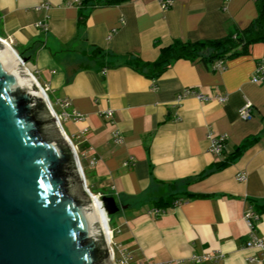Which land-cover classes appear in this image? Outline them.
<instances>
[{"label": "crops", "instance_id": "1", "mask_svg": "<svg viewBox=\"0 0 264 264\" xmlns=\"http://www.w3.org/2000/svg\"><path fill=\"white\" fill-rule=\"evenodd\" d=\"M258 16L257 0H174L168 9L160 0H0V38L24 54L62 110L59 101L67 99V111L84 116L70 119L71 135L92 187L122 207L116 243L138 260L264 264V250L247 244L244 218L249 209L258 215L253 223L264 241V83L252 81L264 41L223 59L224 69L214 67L220 58H181L151 78L133 64L156 61L175 41L223 39ZM185 89L210 98L179 101ZM247 100L252 117L242 119ZM221 134L226 148L216 154L211 137ZM253 137L239 158L215 169ZM172 197L174 204H157Z\"/></svg>", "mask_w": 264, "mask_h": 264}, {"label": "water", "instance_id": "2", "mask_svg": "<svg viewBox=\"0 0 264 264\" xmlns=\"http://www.w3.org/2000/svg\"><path fill=\"white\" fill-rule=\"evenodd\" d=\"M26 62L0 38V264H109L77 149ZM101 202L109 220L122 209Z\"/></svg>", "mask_w": 264, "mask_h": 264}, {"label": "trees", "instance_id": "3", "mask_svg": "<svg viewBox=\"0 0 264 264\" xmlns=\"http://www.w3.org/2000/svg\"><path fill=\"white\" fill-rule=\"evenodd\" d=\"M129 0H96L97 4H119ZM259 6V16L251 23V25L243 31L232 33L223 39L217 40H200V41H175L168 47L161 50L160 56L154 62L144 63L141 60L134 61L133 64L148 77L158 78L165 70H167L174 61L185 58L195 59L198 57L214 60L217 58L226 59L234 55L244 53L248 46L254 42L264 41V0H257ZM21 56L24 54L20 53ZM257 137L245 140L239 147L231 152L224 160L218 161L215 164V169L219 170L226 167L230 163L239 158L250 146L254 144ZM83 162V159H81ZM85 170L86 177L88 174ZM94 193H97L95 188L90 187ZM173 197L165 201L157 203L160 206L166 207L174 204ZM108 253L106 252V257Z\"/></svg>", "mask_w": 264, "mask_h": 264}, {"label": "built area", "instance_id": "4", "mask_svg": "<svg viewBox=\"0 0 264 264\" xmlns=\"http://www.w3.org/2000/svg\"><path fill=\"white\" fill-rule=\"evenodd\" d=\"M160 3L164 9H168L173 5L174 0H160ZM214 67L219 68V69H224V67H225L224 60L219 59L215 63ZM252 81L255 83H264V58H262L260 60L258 66H257V69L255 71V74L252 77ZM190 95H194L197 98L202 99V100H209V98H210V97H208V96H206V95H204V94H202V93H200L194 89H185L184 92L178 96V100L180 101L184 97H187ZM215 97H216V99H218L219 101H222V102L227 99L226 95H216ZM59 104L63 108L62 116L65 120L73 119L75 121H80L84 118V116L77 111H73V112L67 111V108L69 107V104H70L67 99L60 100ZM252 106H253L252 102L247 100L245 102V104L242 107H240L239 114H240L242 119H249L252 117V113H251ZM111 114H112L111 110H108L107 112H105L106 116H110ZM114 138H115L116 142H121L123 140V137H122L121 132L119 130H116L114 132ZM226 141H227V135L226 134H221L217 137H211L212 151L216 154H221L226 148ZM80 161H81V159H80ZM95 162H96V159L93 158L91 160V164L94 165ZM125 164H128V162H126ZM237 178L239 180L243 181V180L247 179V176L245 173H239L237 175ZM176 203H178V202H176ZM150 212L154 213V214H159L161 212H164V209L153 208ZM244 218L247 221V223L249 224L250 231H251L250 232L251 239L247 243L248 246L258 247V248L264 250V241L259 239L258 236L256 235V225L253 223V219L254 218L258 219V215L252 209H249L245 212ZM112 232H113V229H112ZM113 235H112L111 243L114 242L113 241ZM114 244L116 245L118 252H119V257H118L115 264H155L152 262H143L141 260H138L135 258V256L131 252H128L127 250L122 249L118 245V243L114 242ZM111 251H112L113 258H115V252L113 250L112 245H111ZM206 257L207 256L204 255V256H198L196 258L198 261H200V260L205 259Z\"/></svg>", "mask_w": 264, "mask_h": 264}, {"label": "rangeland", "instance_id": "5", "mask_svg": "<svg viewBox=\"0 0 264 264\" xmlns=\"http://www.w3.org/2000/svg\"><path fill=\"white\" fill-rule=\"evenodd\" d=\"M23 57V56H22ZM26 66L30 69V71L35 75V77L38 79V81H39V83L41 84V86L44 88V89H46V92H47V94L49 95V99H50V101H51V103H52V105H53V108H54V110H55V113H56V115H57V117L58 118H60V121H61V123H62V126H63V128H64V130L66 131V133L69 135V137L71 138V140H72V142H73V144L75 145V147H76V149H77V152H78V155H79V158L80 159H84V157H83V151H82V149H81V147H80V143L78 142V140L76 139V138H74L72 135H71V133H72V130H73V126H74V124H73V122L70 120V119H68V120H65L64 118H63V116H62V109L60 108V106L55 102V98H53V96L50 94V91L47 89V87L44 85V83H42L40 80H39V78L37 77V75L34 73V71H32L33 70V66H32V64L31 63H29V64H27V62H26ZM81 164H82V166H83V169H86V172H87V174H88V176H89V167H88V165L85 163V161L83 160V162H82V160H81ZM84 172H85V170H84ZM86 175V174H85ZM86 179H87V177H86ZM92 185L90 184V181H89V179H87V188L93 193V194H95L96 196H99L98 198L101 200V192H97V193H94L92 190H91V187ZM78 189H79V191L81 192V194L83 195V196H88L87 195V193H86V191H85V189H84V187L82 186V184H79V186H78ZM96 191H97V189H96ZM118 219H119V213L118 214H116L114 217H113V221L112 222H109V225H110V228L112 227L115 231H114V235H113V241L114 242H117L118 241V239H119V233L118 232H116V230H117V227H116V223H118L117 221H118ZM112 240V239H111ZM114 242L113 243H111V245H112V247H113V250H114V252H115V258H113L111 261H109V264H115L116 263V261H117V259H118V257H119V252H118V249H117V247H116V245L114 244Z\"/></svg>", "mask_w": 264, "mask_h": 264}, {"label": "bare ground", "instance_id": "6", "mask_svg": "<svg viewBox=\"0 0 264 264\" xmlns=\"http://www.w3.org/2000/svg\"><path fill=\"white\" fill-rule=\"evenodd\" d=\"M1 40L7 45V47L10 49V51L16 53V50L11 46L10 43H8L5 39H2V38H1ZM28 73H30V76L33 77L35 83L38 84V85H40V83H39L38 79L35 77V75H34L31 71L28 72ZM40 87H42V86L40 85ZM44 95H45V94H44ZM46 95H47V94H46ZM46 95H45V96H46ZM47 96H48V95H47ZM47 96H46V97H47ZM47 99H48V101H49V103H50V106H51L52 112H53L54 115H55V110H54L53 105H52V103H51V101H50V99H49V96L47 97ZM56 116H57V115H56ZM59 120H60V119H59ZM60 122H61V121H60ZM60 125L62 126V123H60ZM66 135H67V133H66ZM68 138H69V137H68ZM69 139H70V138H69ZM70 140H71V139H70ZM92 194H93V193H92ZM91 197H92V203L94 204V206H95V208H96V211H97V213H98L99 219H100V221H101L102 227H103V229H104V232H105V234H106V237H107V240H108V242H109L110 249H111L112 230H111L110 225H109V222H110L111 220H109V218H108V216H107V213H106V211H105V209H104V207H103V205H102V202H101V200L99 199L100 197H99V196H96L95 194H93ZM98 197H99V198H98Z\"/></svg>", "mask_w": 264, "mask_h": 264}]
</instances>
